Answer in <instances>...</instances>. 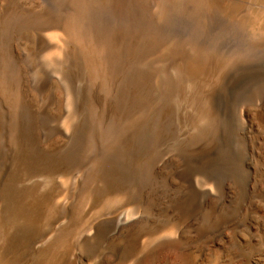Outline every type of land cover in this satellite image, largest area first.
<instances>
[{
	"label": "rangeland",
	"instance_id": "374dc122",
	"mask_svg": "<svg viewBox=\"0 0 264 264\" xmlns=\"http://www.w3.org/2000/svg\"><path fill=\"white\" fill-rule=\"evenodd\" d=\"M155 4L0 0L6 264H264V40L246 17L264 0ZM121 10L137 52L112 37L98 64L86 37L104 42ZM58 24L84 42L56 53Z\"/></svg>",
	"mask_w": 264,
	"mask_h": 264
},
{
	"label": "bare ground",
	"instance_id": "6f19581e",
	"mask_svg": "<svg viewBox=\"0 0 264 264\" xmlns=\"http://www.w3.org/2000/svg\"><path fill=\"white\" fill-rule=\"evenodd\" d=\"M149 1H151V6L152 7H156V4H155V0H149ZM172 3L174 2L175 4H178V5H180V4H183L184 6L183 7H195V5L200 1V0H170ZM159 3V2H158ZM250 3V1L248 2V4ZM200 4V3H199ZM259 5V4H258ZM160 6V5H159ZM250 6H257V4L256 3H250ZM261 7V6H260ZM263 7V6H262ZM260 8V9H258L257 11H255L254 13L252 12V14H249V12L246 14V17H247V20H248V22H247V25H249L248 26V35H249V43L251 44V43H258L257 45H259V44H261L262 42H263V40H264V33L262 32V24L261 23H263L264 22V13H263V10H264V8ZM124 10V9H123ZM123 10H121L122 11V17H123V19H124V21L118 26V29L116 30V31H111L110 32V34L109 35H107L106 37H104V42H102L101 40H100V42L99 41H97V40H99V39H95L93 36H91L90 38H88L87 39V37H86V45H87V48H85V50L87 49V51H89L88 53L89 54H92L93 56H94V58L95 57H97V60L96 61H98V64L100 63H104V64H106L107 63V61H108V57L107 56H111V52H113V46H112V41H113V39H112V37L115 39V42H117L118 43V45H119V47H121L122 46V48H123V53L126 55V57H128V59L129 58H131L130 57V55L132 54V55H134L135 53V51L137 50V46H138V40L140 39V38H138L139 37V35H138V33H137V30H136V28H135V24H134V17H135V14L133 13V12H125V14H126V16H127V18L125 17V14H124V12H123ZM116 11H117V9H116ZM250 12V13H251ZM121 15V14H120ZM75 20V19H74ZM87 20V19H86ZM65 22V21H64ZM79 24V23H78ZM54 25V24H53ZM72 25V24H71ZM58 26H60V27H62V29L60 30V32L59 33H57V34H55V33H53V34H51V36L49 37L50 38V41H54L55 40V44L57 43L58 44V47H57V45H56V53L57 52H62V51H64V48H65V46H66V43H69L70 41H72L73 39L74 40H76V41H78V42H84L83 41V38H81V37H79V36H77L76 34H75V32H76V30H75V28L74 27H70V26H66L65 24L64 25H60V24H58ZM137 26V25H136ZM60 29V28H59ZM81 29V28H80ZM93 30V29H92ZM123 30H125V33H123ZM50 33V32H49ZM52 33V32H51ZM47 34V33H46ZM79 34V33H78ZM44 35V34H43ZM81 36V35H80ZM45 37V36H44ZM83 37V36H82ZM170 40V39H169ZM57 41V42H56ZM114 42V43H115ZM52 44V43H51ZM63 44L65 45V46H63ZM85 44V43H84ZM82 45V44H81ZM55 46V45H54ZM116 46V45H115ZM70 47V46H69ZM255 47V46H254ZM165 48V47H164ZM196 48V47H195ZM258 48V47H257ZM54 49V48H53ZM117 49V48H116ZM173 49V48H172ZM79 50V49H78ZM118 50H119V48H118ZM118 50H116V51H118ZM157 50H159V49H157ZM254 50V49H253ZM75 51V50H74ZM197 51L199 52V49H197ZM67 52H68V50H67ZM119 52V51H118ZM137 52V51H136ZM53 53V52H52ZM114 53H115V51H114ZM120 53V52H119ZM134 53V54H133ZM195 53V52H194ZM54 54H55V52H54ZM53 54V55H54ZM80 54V53H79ZM159 56L161 55V54H165L166 56H169V57H172V55H175V52L174 51H168V50H163L162 52L161 51H159L158 53H157ZM209 54V53H208ZM48 55V54H47ZM56 55V54H55ZM54 55V56H55ZM83 55V54H82ZM120 55V54H119ZM185 55V54H184ZM184 55L182 56V57H184ZM113 56V55H112ZM217 56V55H216ZM75 57V56H74ZM115 57V56H114ZM124 57V56H123ZM45 58V57H44ZM47 58V57H46ZM50 58V57H49ZM76 58V57H75ZM92 58V57H91ZM111 57H109V59H110ZM133 58V57H132ZM131 58V59H132ZM179 58V57H178ZM223 58V57H222ZM31 59V58H30ZM60 59V58H59ZM61 59H62V57H61ZM124 59H126V58H124ZM127 59V60H128ZM221 59V58H220ZM48 60V59H47ZM62 60H64V59H62ZM68 60V59H67ZM66 60V61H67ZM88 60V59H87ZM41 61V60H40ZM104 61H106V63L104 62ZM120 61V60H119ZM118 61V62H119ZM124 61V60H123ZM130 61V60H129ZM132 61V60H131ZM42 62V61H41ZM59 62V61H58ZM69 63V62H68ZM87 63V62H86ZM94 63V62H93ZM111 64L113 63L114 65V67H115V63L114 62H110ZM120 63V62H119ZM217 63V62H216ZM95 64V63H94ZM97 64V63H96ZM111 64L109 65V66H111ZM202 64V63H201ZM215 64V63H214ZM60 65V64H59ZM68 65V64H67ZM131 65V64H130ZM101 66V65H100ZM109 66H107V67H109ZM112 66V67H113ZM119 66V65H118ZM122 66V65H121ZM184 66V65H183ZM207 66V65H206ZM213 66V65H212ZM95 67V66H94ZM98 67V65L95 67V68H97ZM104 67H106V65L104 66ZM117 67V66H116ZM120 67V66H119ZM118 67V68H119ZM117 68V69H118ZM125 68V67H124ZM207 68H209V67H207ZM8 69V68H7ZM62 69V68H61ZM115 69V68H114ZM116 69V70H117ZM45 70V69H44ZM63 70V69H62ZM94 70V69H93ZM100 70V69H99ZM102 70V69H101ZM111 70V69H110ZM183 71L185 70V71H187L188 73L189 72H197V71H200L201 69L200 68H198V66H196V64L195 63H193L192 61L189 63V64H187L185 67H184V69H182ZM110 72H112V71H110ZM109 72V73H110ZM203 72V71H202ZM105 73H107L106 71H105ZM116 73H118V72H116ZM135 73V72H134ZM166 73V72H165ZM51 74V73H50ZM93 74V73H92ZM114 74V73H113ZM118 75V74H117ZM110 75H108V77H109ZM113 76V75H112ZM129 75H127V77H128ZM134 76V75H133ZM107 77V78H108ZM92 78V77H91ZM101 78V77H100ZM105 78V77H104ZM111 78V77H110ZM110 78H108V80H109V82L111 81L110 80ZM112 78H114V76L112 77ZM119 78V77H118ZM22 79V78H21ZM57 79V78H56ZM116 79V78H115ZM131 79V78H130ZM95 80V79H94ZM100 80V79H99ZM106 81V80H105ZM104 81V82H105ZM116 81V80H115ZM96 82V81H95ZM131 82V81H130ZM179 82V81H178ZM106 83H108V82H106ZM111 83V82H110ZM132 83V82H131ZM131 83H130V85H131ZM189 85V84H188ZM63 86V85H62ZM64 87V86H63ZM92 87V86H91ZM128 87V86H127ZM4 88V87H3ZM131 88V86L129 87V89ZM105 89H107V88H105ZM66 91V90H65ZM20 92V91H19ZM55 92V91H54ZM127 92V91H126ZM128 92H130V91H128ZM130 93H132V92H130ZM123 94V93H122ZM112 96V95H111ZM129 96V95H128ZM127 96V97H128ZM259 97H261L260 99H262L263 97L262 96H259ZM68 100H70V97L68 96ZM76 98V97H75ZM260 99H258V100H260ZM67 100V99H66ZM106 100V99H105ZM257 100V99H256ZM1 101V100H0ZM73 102V101H72ZM13 104V109H16V105H17V103H12ZM208 105V104H207ZM45 106V105H44ZM88 106H89V104H88ZM58 108V107H57ZM64 108H66V106L64 107ZM59 109V108H58ZM39 110V109H38ZM14 111V110H13ZM78 112V111H77ZM71 113H73V112H71ZM68 114H69V112H68ZM98 114V113H97ZM69 116V115H68ZM71 117V116H70ZM74 117V116H73ZM76 117V116H75ZM73 120V119H72ZM73 121H75V120H73ZM14 122V121H13ZM16 124V123H15ZM75 124V123H74ZM73 124V125H74ZM101 124V123H100ZM57 125V124H56ZM72 125V126H73ZM5 126V125H4ZM14 126V125H13ZM17 126V125H16ZM21 126V125H20ZM69 126V125H68ZM67 127V126H66ZM65 127V128H66ZM2 128V123H1V121H0V129ZM69 128V127H68ZM59 129V128H58ZM67 130V129H66ZM3 131H4V129H3ZM100 131V130H99ZM64 132V131H63ZM13 133V132H12ZM21 133V132H20ZM101 133V132H100ZM15 134V133H14ZM9 136H10V134H9ZM99 141V140H98ZM3 142L4 141H2V139H0V151H1V149L3 148ZM5 145V144H4ZM2 151H3V149H2ZM4 157V156H3ZM205 181V180H204ZM195 183H196V181H195ZM210 183V182H209ZM199 185V184H198ZM202 185V184H201ZM205 186V185H204ZM212 186V185H211ZM198 187V186H197ZM203 187V186H202ZM207 188V187H206ZM208 189V188H207ZM32 198V197H31ZM28 200H29V198H28ZM37 203H38V200H36V199H31V200H29V203H27V209L29 210V212L30 213H33L34 212V210H35V207L36 206H38L37 205ZM23 209V208H22ZM34 213H36V211L34 212ZM27 217V216H26ZM35 219V218H34ZM127 219H128V217H127ZM33 220V219H32ZM25 225V224H24ZM21 226V225H20ZM8 262V261H7ZM0 264H6V261H5V259L4 258H2V257H0ZM243 264V263H242Z\"/></svg>",
	"mask_w": 264,
	"mask_h": 264
}]
</instances>
